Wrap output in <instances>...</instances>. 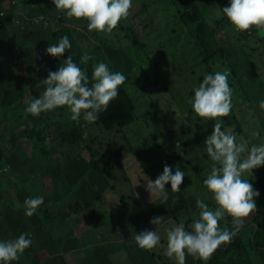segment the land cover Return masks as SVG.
<instances>
[{"label": "rangeland", "instance_id": "obj_1", "mask_svg": "<svg viewBox=\"0 0 264 264\" xmlns=\"http://www.w3.org/2000/svg\"><path fill=\"white\" fill-rule=\"evenodd\" d=\"M191 3L198 5L220 47L246 56L255 75L239 70L241 85L247 80L250 87L256 81L264 85V27L224 28L213 0ZM176 8L170 0H132L118 24L134 31L141 42L135 48L115 27L88 30L85 18L66 17L51 0H0V147L6 156L0 166V239L28 233L32 241L9 264H86L91 258V264H177L166 255L167 229L181 221L188 229L193 215L187 208L197 198L216 207L201 181L214 163L204 146L214 119L192 111L193 88L205 74L228 69L232 107L217 119L224 121L222 130L230 129L248 147L252 137L244 132L256 129L257 119L248 101L258 110L260 104L246 98L224 60L203 63ZM56 31L67 35L80 55L87 51L94 63L104 61L124 73L121 86L132 106V122L103 129L82 115L71 120L66 106L39 115L25 112L30 97L44 88L39 81L65 59L45 52L60 38L51 35ZM72 59L83 69L84 63ZM24 94L23 103H13ZM260 143L264 135L258 137ZM165 164L178 166L185 176L179 192L165 184L163 200L145 185ZM259 172L243 173L254 189ZM256 190V209L242 218V225L261 212L264 195ZM35 196L44 197L42 204L31 216L24 215V199ZM156 216L163 217L158 225L150 223ZM234 225L227 214L218 220L221 229ZM144 229L159 234L158 245H136L135 234ZM236 255L242 264H264V252L252 255L244 249ZM235 261L231 254L222 255L224 264Z\"/></svg>", "mask_w": 264, "mask_h": 264}, {"label": "clouds", "instance_id": "obj_2", "mask_svg": "<svg viewBox=\"0 0 264 264\" xmlns=\"http://www.w3.org/2000/svg\"><path fill=\"white\" fill-rule=\"evenodd\" d=\"M51 3L66 17L85 18L88 30L110 31L128 15L132 0H51ZM220 10L237 31L247 30L252 25L264 27V0H227V5ZM8 23L12 25V22ZM70 47L68 36L63 35L57 42L48 44L45 52L58 57ZM91 58V54L85 51L79 60L87 63ZM229 77L228 69L205 74L194 86L190 98L192 111L197 116L214 119L212 131L204 141L205 151L214 163L202 183L211 193L216 207L210 208L197 198L196 205L200 211L193 214L188 225L190 230L186 229L183 221L167 229L166 255L174 256L177 264H184L186 252L206 261L218 246L231 241L243 224L242 218L256 209L254 198L259 191L243 177V173L249 172L252 176L254 169L264 165V143L248 147L246 142H238L230 129L222 130L224 121L217 118L227 116L232 107ZM125 79L123 72L111 70L103 61L92 65L89 77L80 64L67 55L54 71H49L46 78L39 81L44 86L43 90L38 97H30L24 110L39 115L58 106H66L71 120L78 121L82 115L87 122H95L109 101L117 97L118 86ZM259 104L264 108V100ZM184 176L185 172L178 166L165 164L162 172L154 180L148 179L145 186L148 192L166 200L165 184L168 183L173 192H179ZM43 199V196L26 197L23 201L24 215L31 216ZM225 214L234 218L232 230L218 227V220ZM162 220L163 217L156 216L150 223L158 225ZM134 239L138 247L151 249L158 245L160 236L155 230L144 229L136 233ZM31 242L28 233H20L13 239H0V264H9L17 259ZM185 264L188 263L185 261Z\"/></svg>", "mask_w": 264, "mask_h": 264}, {"label": "trees", "instance_id": "obj_3", "mask_svg": "<svg viewBox=\"0 0 264 264\" xmlns=\"http://www.w3.org/2000/svg\"><path fill=\"white\" fill-rule=\"evenodd\" d=\"M173 6H179L177 13L182 21V23L188 29V33L190 37H192L196 47L199 49L200 57L202 58L203 63L207 64L212 60H224L231 70V74L237 80L238 84L241 85L240 79L238 77V71L241 70L246 72L248 69L249 75H255L254 71L251 69L250 64L246 56L243 53L237 54L236 49H233L230 46L220 47L217 43V39L213 33V30L208 25L205 20L202 12L198 8L196 3H191V0H170ZM216 7L220 8L227 5V0H213ZM19 6V3H18ZM20 7V6H19ZM221 21L224 28H230L232 25L228 21V19L221 12ZM115 28L122 32L125 37H128L131 41L133 47L141 46V42L137 40V37L133 30L130 28L118 24ZM258 30V29H257ZM54 38L61 37L64 35L61 32H53L51 34ZM69 38V37H68ZM71 47L65 50L64 56L66 58L67 55L72 54V58H76L79 61L80 53L77 50L73 49L72 41L69 38ZM143 44V43H142ZM104 62V61H103ZM94 64L93 58H91L87 63H84L83 69L87 72L89 77H91L92 65ZM255 82V81H254ZM252 83L248 80L245 81L241 85L242 90L245 92V96L247 99H254L256 102L264 100V85L258 84V81L254 83L250 87ZM259 85V86H258ZM255 88H258L255 90ZM27 88H25L26 94ZM25 94L22 98H17V100L13 103L20 105L24 101ZM243 98L242 101H244ZM129 99L126 96L125 89L121 85L118 86V95L116 98L109 101L108 106L105 110L101 111L98 114V119L95 121L96 125H100L103 129H109L110 127H124L133 120V116L131 114L132 106ZM240 99L237 97L235 99V105L238 104ZM248 101V100H247ZM252 107L256 110L255 116L256 119V129H247L246 134H249L252 138L248 142L251 145L258 143V137H263L264 135V116L262 112H264V108L258 110V108L254 105V102L248 101ZM259 106V105H258ZM227 120L225 119V123ZM241 133V132H240ZM253 133H258V135H254ZM37 144V143H35ZM258 145V144H257ZM6 156L2 148L0 147V166L5 164ZM259 175L257 181H255V189H261L262 194L264 195V165L259 168ZM200 180V179H199ZM203 181V180H201ZM206 203V202H205ZM261 212L254 217V219L245 225H242L240 230L236 232V234L232 237L231 241L224 244L222 243L220 246L215 249L210 257L205 261L202 258L196 256V258L192 254L185 253V261L188 264L196 263V264H224L222 262V255L231 254L232 261L236 259L233 264H242L236 253L242 250L250 251L252 255L258 252H264V201L260 205ZM187 214L193 215L194 213L198 214L197 211H200L195 203L189 205L187 208ZM235 226V225H234ZM231 226V227H234ZM190 230V229H188ZM242 249V250H240ZM245 263V261H244ZM246 264V263H245Z\"/></svg>", "mask_w": 264, "mask_h": 264}, {"label": "built area", "instance_id": "obj_4", "mask_svg": "<svg viewBox=\"0 0 264 264\" xmlns=\"http://www.w3.org/2000/svg\"><path fill=\"white\" fill-rule=\"evenodd\" d=\"M1 13H0V17H1ZM33 23H36L37 22V19H34L33 21H32ZM3 25V22L1 21V18H0V28H1V26Z\"/></svg>", "mask_w": 264, "mask_h": 264}, {"label": "crops", "instance_id": "obj_5", "mask_svg": "<svg viewBox=\"0 0 264 264\" xmlns=\"http://www.w3.org/2000/svg\"><path fill=\"white\" fill-rule=\"evenodd\" d=\"M90 258H91V257H90ZM92 260H93V258H91V259H87V260H86V264H91V261H92ZM104 264H107L106 261L104 262Z\"/></svg>", "mask_w": 264, "mask_h": 264}]
</instances>
